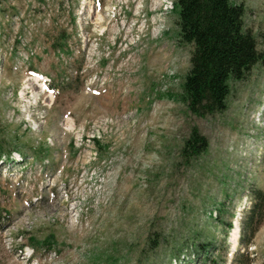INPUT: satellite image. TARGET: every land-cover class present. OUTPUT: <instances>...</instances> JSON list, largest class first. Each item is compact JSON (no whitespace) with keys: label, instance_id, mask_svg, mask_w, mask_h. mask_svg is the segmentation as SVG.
Masks as SVG:
<instances>
[{"label":"rangeland","instance_id":"rangeland-1","mask_svg":"<svg viewBox=\"0 0 264 264\" xmlns=\"http://www.w3.org/2000/svg\"><path fill=\"white\" fill-rule=\"evenodd\" d=\"M233 3L264 52V0ZM178 23L175 0H0V264H264V63L197 117Z\"/></svg>","mask_w":264,"mask_h":264},{"label":"trees","instance_id":"trees-1","mask_svg":"<svg viewBox=\"0 0 264 264\" xmlns=\"http://www.w3.org/2000/svg\"><path fill=\"white\" fill-rule=\"evenodd\" d=\"M179 16L180 44L191 46V67L183 86L182 102L197 117L223 113L228 107L231 83L246 81L264 52L255 36L245 29L244 6L233 0H175ZM54 49L61 51V41ZM207 149V141L197 128L185 142L183 156L193 158ZM256 203L248 218L252 237L264 218V209L253 226L256 212L264 203V193L254 194ZM231 227V225H229Z\"/></svg>","mask_w":264,"mask_h":264},{"label":"bare ground","instance_id":"bare-ground-1","mask_svg":"<svg viewBox=\"0 0 264 264\" xmlns=\"http://www.w3.org/2000/svg\"><path fill=\"white\" fill-rule=\"evenodd\" d=\"M235 227L231 233V243L233 248L238 247V240H239V235H240V230H239V221L235 220Z\"/></svg>","mask_w":264,"mask_h":264}]
</instances>
